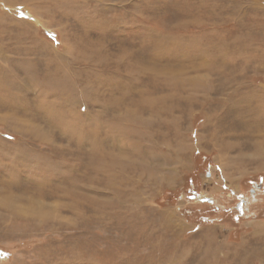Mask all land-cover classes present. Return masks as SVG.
<instances>
[{
	"label": "rangeland",
	"instance_id": "obj_1",
	"mask_svg": "<svg viewBox=\"0 0 264 264\" xmlns=\"http://www.w3.org/2000/svg\"><path fill=\"white\" fill-rule=\"evenodd\" d=\"M0 264H264V0H0Z\"/></svg>",
	"mask_w": 264,
	"mask_h": 264
}]
</instances>
